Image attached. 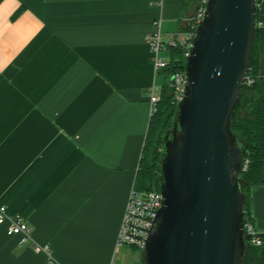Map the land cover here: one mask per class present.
Returning <instances> with one entry per match:
<instances>
[{
	"label": "crops",
	"instance_id": "crops-1",
	"mask_svg": "<svg viewBox=\"0 0 264 264\" xmlns=\"http://www.w3.org/2000/svg\"><path fill=\"white\" fill-rule=\"evenodd\" d=\"M192 0H0V264H124L117 238L135 189L156 73L145 37L182 38ZM170 57V54H169ZM264 232V186L250 192ZM124 254V255H123ZM120 259V262L117 263Z\"/></svg>",
	"mask_w": 264,
	"mask_h": 264
},
{
	"label": "water",
	"instance_id": "water-1",
	"mask_svg": "<svg viewBox=\"0 0 264 264\" xmlns=\"http://www.w3.org/2000/svg\"><path fill=\"white\" fill-rule=\"evenodd\" d=\"M256 0H208L162 136L161 205L141 264H243L245 145L231 130L256 35Z\"/></svg>",
	"mask_w": 264,
	"mask_h": 264
},
{
	"label": "trees",
	"instance_id": "trees-1",
	"mask_svg": "<svg viewBox=\"0 0 264 264\" xmlns=\"http://www.w3.org/2000/svg\"><path fill=\"white\" fill-rule=\"evenodd\" d=\"M255 23L256 35L249 61L248 74L253 75L256 80L250 87L243 86L237 108L231 118V130L245 145L244 162H247V168L242 172L241 183L244 193L249 199L244 220L250 219L251 221V189L256 186H264V0H256ZM179 54V51L172 50L170 57L172 60L169 67L159 72L166 79L170 73L176 70L184 71L183 57H180ZM176 105L170 94L167 81L161 90L160 100L149 121L135 182L136 190L155 191L159 180L158 166L163 144L162 136L171 127ZM153 150L155 152L151 153ZM145 152H148L147 158L144 157ZM144 159H146V162H144ZM260 238L262 241L260 246H253L247 241L243 264H264V232H261Z\"/></svg>",
	"mask_w": 264,
	"mask_h": 264
},
{
	"label": "built area",
	"instance_id": "built-area-1",
	"mask_svg": "<svg viewBox=\"0 0 264 264\" xmlns=\"http://www.w3.org/2000/svg\"><path fill=\"white\" fill-rule=\"evenodd\" d=\"M208 0H193V6L188 16L183 22V31L181 39H172L166 41L161 33V18L152 22L154 31L145 37V42L150 52V62L156 73L166 70L172 59L165 60L161 53L179 51L180 57H187L192 46V39L195 36V29L202 22ZM158 7H162V0H154ZM173 56V55H172ZM177 60V59H176ZM261 77V76H259ZM264 78V76H263ZM255 77L251 74L246 75L244 86L250 87L255 82ZM170 94L175 104L182 96L185 85V74L183 70H176L168 75ZM160 100V94L155 86L149 90V102L152 107V113L155 112L157 103ZM247 168V162H244L243 171ZM161 205V196L155 191H139L133 189L125 209V214L121 222L117 248L126 247L131 250L142 251L147 239L152 221L155 218L157 210ZM0 226H5L7 236H19L22 242L29 239V228L20 213L9 215L6 208L0 205ZM244 231L248 243L253 246H260L261 232H259L250 219L243 222ZM141 264V263H137Z\"/></svg>",
	"mask_w": 264,
	"mask_h": 264
},
{
	"label": "rangeland",
	"instance_id": "rangeland-1",
	"mask_svg": "<svg viewBox=\"0 0 264 264\" xmlns=\"http://www.w3.org/2000/svg\"><path fill=\"white\" fill-rule=\"evenodd\" d=\"M180 39H181V37H180ZM161 54H162V56L165 57V60H167V61L169 60V58H170L169 52H165V53L163 52ZM154 152H155L154 150L151 151V153H154ZM147 156H148V152H145L144 157L147 158ZM144 162H146V159H144ZM121 252L125 253V255L123 254L124 258L122 260V261H125L124 264L142 263V251H136V250H131V249L126 248V247H121V248H119L117 255L120 254ZM117 261H118L117 263H119L120 259Z\"/></svg>",
	"mask_w": 264,
	"mask_h": 264
}]
</instances>
